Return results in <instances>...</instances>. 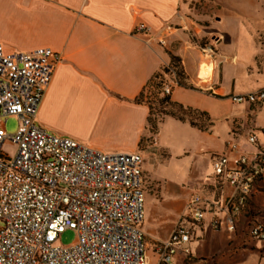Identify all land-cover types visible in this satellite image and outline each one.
<instances>
[{"label": "crops", "instance_id": "0c3cea01", "mask_svg": "<svg viewBox=\"0 0 264 264\" xmlns=\"http://www.w3.org/2000/svg\"><path fill=\"white\" fill-rule=\"evenodd\" d=\"M196 14L209 19L218 15L219 26L228 27L231 22L248 28L249 37L236 40L232 31L220 33L221 29L214 32L218 36H211V32L203 31ZM141 25L149 31L138 32ZM0 43L8 52L50 48L61 57L39 109L38 122L43 128L106 153H141L145 192L150 183L158 187L162 199L174 202L183 194L182 188L189 190L181 203L174 204L170 210L174 215L168 221L153 214L158 208H150L145 195L142 230L153 252L149 264L159 263L155 245L171 238L197 191L203 188L216 195L211 180L215 176L214 159L208 158V152H214L213 157L227 154L231 169L241 153L254 162L264 152V138L257 133L264 135V104H251L249 110L232 100V95L264 89V0H251L247 11L228 5L217 12L211 6L209 11L199 12L187 0H0ZM242 44L244 50L251 51V66L257 68L251 69L250 91L240 89L235 79L232 87L223 83L226 65L234 69L231 63L243 55ZM204 47L215 51L214 73L208 77L202 72ZM257 57L263 60L262 70L255 61ZM174 60L182 76L171 100L207 113L212 125L205 131L172 116L165 117L158 134L149 131L148 97L153 93L149 86L166 68L174 67ZM170 80L168 75L166 82ZM176 129L194 139L190 147L183 143L173 150L170 144H164V132ZM252 135L257 138L255 144L248 140ZM147 136H154L167 158H152L143 151ZM229 142L236 143L240 153H230ZM187 157L191 158L186 162ZM161 165L168 178L157 176ZM258 183L256 196L241 214L247 225L264 220V171ZM168 185L175 191L168 190ZM218 188L216 201L233 192L223 178H218ZM191 243L190 256L179 252L172 264L197 261L203 251ZM221 247L223 251L233 248Z\"/></svg>", "mask_w": 264, "mask_h": 264}, {"label": "built area", "instance_id": "2783aa9c", "mask_svg": "<svg viewBox=\"0 0 264 264\" xmlns=\"http://www.w3.org/2000/svg\"><path fill=\"white\" fill-rule=\"evenodd\" d=\"M137 30L146 33L149 28L141 25ZM214 53L212 47L202 48L204 77L214 73ZM61 61L50 48L8 52L0 43V264H149L142 230L143 155L106 153L38 122ZM169 69L172 79L162 89L167 96L180 85L176 69ZM232 100L264 104V89ZM10 117L18 120L14 134L2 124ZM248 140L257 143L254 135ZM6 144L16 147L14 156L3 151ZM227 147L230 153H240L234 142ZM213 159L214 175L230 182L232 194L222 201L194 195L171 238L155 245L158 264H172L179 252L190 256L188 245L196 233L183 225L185 219L202 223L205 213L222 208L235 229L236 217L248 206L253 186L263 175L264 152L254 162L241 153L232 169L227 154ZM215 226L219 228L218 221ZM248 227L264 241V220H253ZM67 230L76 232L77 242L57 245Z\"/></svg>", "mask_w": 264, "mask_h": 264}, {"label": "rangeland", "instance_id": "374dc122", "mask_svg": "<svg viewBox=\"0 0 264 264\" xmlns=\"http://www.w3.org/2000/svg\"><path fill=\"white\" fill-rule=\"evenodd\" d=\"M191 7H196V9L199 12L209 11L210 6L216 10V12L219 9H225L226 6L232 5L237 8H239L242 11H247L249 7H251V0H198V1H191L187 0ZM256 3V2H254ZM257 5V4H256ZM215 18L209 19L204 17H199L196 14L195 19L197 18L198 22L204 27V32H211V36H218L217 33L218 30L221 29L220 33L222 31L225 32V30H230L233 33V36L236 40H239L242 36L243 37H249L248 28H243L241 25L238 24H230L228 27H223L217 25L216 19L218 20V15H215ZM218 27V28H217ZM218 29V30H216ZM251 29V28H250ZM217 32V33H214ZM214 42V41H213ZM207 43V42H205ZM240 45V43H238ZM211 45H214L213 43ZM224 48L225 45H222ZM243 47L242 50V57L237 58L234 64L236 67L232 70L229 69V65H226V73L224 76V85L232 87V79L236 80V84L240 89L250 91L251 90V69H257L256 66H251V51L249 52L248 49L244 50V44L241 45ZM227 53V52H225ZM230 61V60H229ZM255 61H258V67L260 70H262V59L259 57L256 58ZM250 92H246V94H249ZM241 94V95H246ZM239 95H235L232 97H236ZM149 102L152 104L153 108V116L151 118V124L149 126V131L152 134H158L159 131V124L163 122L167 117L164 116L163 113L171 111L169 108H165L164 105H161V97L152 94L148 97ZM241 106L248 107L249 110H251V104L248 102H242L240 103ZM185 121L190 122V118H186ZM203 121V122H201ZM198 121L199 125H202L205 123V120ZM2 124L5 126L7 132L9 134H14L18 129V120L14 117H10L8 119L3 118ZM167 128V127H166ZM185 132L179 131V130H171L167 133L164 132V135L166 134V137L164 136L163 142L164 144L168 143L172 147L173 150H176L177 148H181L183 146V143H186L189 147L191 146V142H193V138L188 136V134H184ZM261 134V137L264 138V135L261 132H257ZM171 135V137L169 136ZM153 137H145L143 140V146L142 149L145 153L149 154L152 158H158L159 160L165 159L168 157V154L165 150L158 147L157 143L153 139ZM210 145V144H209ZM204 146H208L204 145ZM202 146V147H204ZM227 146V144H226ZM225 146V147H226ZM205 150V147L203 148ZM3 151L9 155L14 156L16 152V147L11 144H6L4 146ZM208 158L212 160L214 152H208ZM188 158L185 160L187 162ZM199 158V157H197ZM163 163V162H162ZM165 164V163H164ZM163 165V164H162ZM162 165L158 169L157 176L159 179H162L163 176L168 178V172L162 170ZM172 175V174H170ZM213 183L216 185V195L210 194L208 190H204L203 188L200 189L199 194L203 197H212L214 200H216L217 194L220 192L218 188V178L217 176H214L211 178ZM171 181V180H170ZM261 183H258L253 186L252 192L250 194V199L253 200L254 196H256L258 192V186ZM227 187L232 190L233 187L231 186L230 182L226 180ZM166 188L169 190L175 191V188L173 185H168ZM147 189L145 192L146 195V203L150 205V208L153 207L154 209L157 207L158 210L156 213L153 212V214L157 215L160 219L163 221H168L171 219V217L174 215L172 212H170L171 209H174V204L181 203L186 196L189 193V190L185 187L182 188L183 194L176 197L173 200L171 199H165L161 198V195L159 194V189L156 186L151 185L148 183ZM229 197V193L226 192V195L223 196V199H226ZM152 202H151V200ZM176 201V203H175ZM205 220L202 223L193 222L185 219L183 221L184 226H188L192 230L195 231V235L193 234L191 236L192 243L191 244H197L202 249V253H200L196 259L197 261L193 264H264V241H260L256 239L251 231V228L248 227L247 221L243 215H238L235 220V229H231L230 225L228 224V218L229 213L227 210H224L222 208H218L216 213H205ZM186 217H191V213L188 212ZM217 218V219H215ZM218 221L219 228L215 226V223ZM77 242V234L73 230H67L65 231L59 238L57 245L63 246V247H69L74 245ZM224 245L225 249H229L230 246H233L232 249L229 250H221ZM152 249L150 246L147 245V255L150 262V256L152 255Z\"/></svg>", "mask_w": 264, "mask_h": 264}, {"label": "trees", "instance_id": "16d2710c", "mask_svg": "<svg viewBox=\"0 0 264 264\" xmlns=\"http://www.w3.org/2000/svg\"><path fill=\"white\" fill-rule=\"evenodd\" d=\"M172 68V67H171ZM174 69H176L177 74L179 76V78L182 76V73L180 71V69L178 68L177 65V60H174ZM171 76L172 79V75L170 72L169 68H166L162 73H160L159 75H157L153 81L150 84V88L153 90V95L154 93H156V95L160 96L161 99V105H164L165 108H169L171 111L169 112H165L163 113L164 116H172L175 117L176 119L180 120V121H185L186 118H190V123L191 125H193L194 127L199 128L200 130H207V128L212 125V120L209 117V115L207 113L204 112H200L191 108H186L183 105H180L178 103H174L171 100L170 96H167L163 93V86L165 85L166 82V77L167 76ZM150 107H151V118L153 116V108H152V104L149 102ZM151 118H149V126L151 124ZM205 120V123L202 125H199L198 121ZM203 122V121H201ZM162 123V122H161ZM160 123V124H161ZM159 124V126H160Z\"/></svg>", "mask_w": 264, "mask_h": 264}]
</instances>
